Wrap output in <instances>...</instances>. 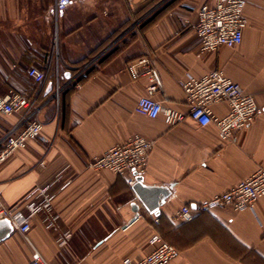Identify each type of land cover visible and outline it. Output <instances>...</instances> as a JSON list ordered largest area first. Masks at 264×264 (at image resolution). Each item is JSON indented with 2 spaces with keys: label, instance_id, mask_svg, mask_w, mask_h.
I'll list each match as a JSON object with an SVG mask.
<instances>
[{
  "label": "crops",
  "instance_id": "1",
  "mask_svg": "<svg viewBox=\"0 0 264 264\" xmlns=\"http://www.w3.org/2000/svg\"><path fill=\"white\" fill-rule=\"evenodd\" d=\"M207 1L214 0H0V94L13 89L36 100L43 122L42 134L0 165V198L23 209L36 186L52 183L59 229H48L40 213L29 231L52 264L139 259L152 248L154 233L179 249L169 264H264V195L253 208L224 206L190 221L177 218L181 206L199 204L264 166V0H247L239 45L202 53L193 25ZM139 18L148 21L126 36L128 22ZM144 55L162 78L156 98L166 105L187 111L178 80L186 72L202 76L222 68L255 96L261 112L230 140L214 124L186 118L169 126L161 114L138 112L148 80L133 79L127 64ZM33 66L46 73L42 82L28 75ZM82 66L88 70L77 87L71 74ZM228 109L224 102L212 105L219 116ZM20 118L21 112L0 113V139ZM134 134L154 141L144 182L171 190L158 215L139 202L126 176L86 166ZM64 232L68 238L59 244ZM19 235L0 242V264H26L31 250Z\"/></svg>",
  "mask_w": 264,
  "mask_h": 264
},
{
  "label": "built area",
  "instance_id": "2",
  "mask_svg": "<svg viewBox=\"0 0 264 264\" xmlns=\"http://www.w3.org/2000/svg\"><path fill=\"white\" fill-rule=\"evenodd\" d=\"M73 1L82 0H60V3L65 5ZM246 4L247 0H214L200 5L193 27L202 53L217 51L221 46L235 47L242 42L248 23L245 15ZM127 70L133 79L146 77L148 80L145 94L138 99L136 110L150 117L161 114L169 126L190 118L200 125L214 124L219 136L230 140L238 130L249 126L261 112L255 96L241 83L229 77L222 68L212 69L202 76L186 72L178 80L186 95L187 111L166 105L156 98V93L163 89V81L150 56L144 55L130 60ZM28 75L36 82H42L46 78V73L34 66L28 69ZM78 76L79 74L76 78ZM76 86H81L78 80ZM60 89L59 85L57 92ZM223 102L229 109L225 115L219 116L213 112L212 105ZM14 112H21V118L0 139V165L19 149L26 148L30 140L42 134L43 122L37 118L36 100L10 89L6 94H0V113L10 115ZM44 142L49 144V138H45ZM153 146V140L134 134L126 141L116 143L105 153L93 156L86 166L93 170L109 169L124 175L127 183L132 186L137 175H143L146 171ZM40 163L44 164L43 160ZM61 179L62 171L56 174L55 181ZM69 183L70 179H67L63 186ZM51 184L36 186L26 196V200H29L23 209L17 206L7 207L0 198V219L9 218L14 231L22 236L31 250L26 264H52L29 237L31 219L36 214H43V221L48 229H59V215L53 210L55 193L51 190ZM263 195L264 166H260L231 188L194 206H181L177 211V218L190 221L200 212H209L224 206H230L234 210L253 208ZM155 221H159L157 217ZM68 233L58 236L59 244L67 240ZM149 242L152 245L150 251L139 259L125 257L122 264H169L179 254V249L158 233L152 234Z\"/></svg>",
  "mask_w": 264,
  "mask_h": 264
},
{
  "label": "water",
  "instance_id": "3",
  "mask_svg": "<svg viewBox=\"0 0 264 264\" xmlns=\"http://www.w3.org/2000/svg\"><path fill=\"white\" fill-rule=\"evenodd\" d=\"M68 75V74H67ZM132 189L139 202L147 209L149 213L158 215L160 205L164 204L171 190L168 186L149 185L144 182L143 175H137L136 182ZM133 210L138 212L139 205L134 202ZM136 216L133 218V220ZM132 220V221H133ZM14 232L11 220L7 217L0 219V242L8 238Z\"/></svg>",
  "mask_w": 264,
  "mask_h": 264
},
{
  "label": "rangeland",
  "instance_id": "4",
  "mask_svg": "<svg viewBox=\"0 0 264 264\" xmlns=\"http://www.w3.org/2000/svg\"><path fill=\"white\" fill-rule=\"evenodd\" d=\"M162 5V3L161 4H159V7ZM148 21V18H139V19H133V20H131L130 22H128V24L126 25V33H125V35L126 36H130V37H133V35L135 34L134 33V29H136V28H138V27H140V26H142L145 22H147ZM117 44H118V40H116V41H114L113 42V44H111L110 46H109V48L106 50V51H104L99 57H100V59L102 58V55H104V53L106 54L107 52H109V51H111V50H114L116 47H117ZM114 48V49H113ZM88 67V66H87ZM86 66L84 67V66H82L81 67V69H78L79 71H77V73H74L73 72V74H71V76L72 77H75L76 78V76L79 74V76L76 78V80H79L82 76H84L85 74H86V72H87V70H88V68H87ZM75 78L73 79V80H75ZM74 82V81H73ZM72 83V82H71ZM65 87H67V86H65ZM20 236V238L22 239V236L21 235H19Z\"/></svg>",
  "mask_w": 264,
  "mask_h": 264
},
{
  "label": "trees",
  "instance_id": "5",
  "mask_svg": "<svg viewBox=\"0 0 264 264\" xmlns=\"http://www.w3.org/2000/svg\"><path fill=\"white\" fill-rule=\"evenodd\" d=\"M81 80V78L79 79V81Z\"/></svg>",
  "mask_w": 264,
  "mask_h": 264
}]
</instances>
